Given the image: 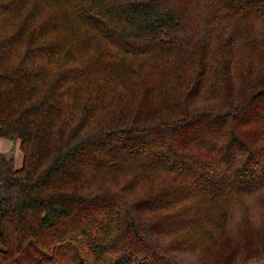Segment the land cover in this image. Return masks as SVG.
Listing matches in <instances>:
<instances>
[{"label":"trees","instance_id":"16d2710c","mask_svg":"<svg viewBox=\"0 0 264 264\" xmlns=\"http://www.w3.org/2000/svg\"><path fill=\"white\" fill-rule=\"evenodd\" d=\"M0 136V264L261 258L264 0H0Z\"/></svg>","mask_w":264,"mask_h":264},{"label":"rangeland","instance_id":"374dc122","mask_svg":"<svg viewBox=\"0 0 264 264\" xmlns=\"http://www.w3.org/2000/svg\"><path fill=\"white\" fill-rule=\"evenodd\" d=\"M245 201L247 202L246 213L248 218L251 221L258 223L262 216H264V191L246 197ZM241 214L242 212L240 210L234 213L230 217V223L232 224L239 220L242 217ZM245 264H264V256L261 258L249 259Z\"/></svg>","mask_w":264,"mask_h":264},{"label":"crops","instance_id":"0c3cea01","mask_svg":"<svg viewBox=\"0 0 264 264\" xmlns=\"http://www.w3.org/2000/svg\"><path fill=\"white\" fill-rule=\"evenodd\" d=\"M0 153L13 154L15 166L18 167L21 165L22 153L20 150V141L18 139L0 136Z\"/></svg>","mask_w":264,"mask_h":264}]
</instances>
